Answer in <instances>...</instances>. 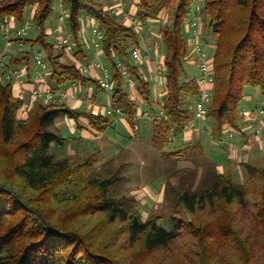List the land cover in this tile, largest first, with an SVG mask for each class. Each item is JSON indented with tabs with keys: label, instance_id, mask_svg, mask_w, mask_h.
I'll return each mask as SVG.
<instances>
[{
	"label": "trees",
	"instance_id": "obj_1",
	"mask_svg": "<svg viewBox=\"0 0 264 264\" xmlns=\"http://www.w3.org/2000/svg\"><path fill=\"white\" fill-rule=\"evenodd\" d=\"M54 1L0 0V33L7 17L15 18V31L31 23L26 34L10 42L41 43L56 93L88 81L109 93L74 60L86 56L78 38L82 17L95 19L102 37L94 47L103 50L107 65H102L114 84L111 108L122 113L109 114L111 108L105 114L80 112L44 97L46 103L27 110L25 100L13 93V81H0V264H264V165L245 163L248 179L241 182L234 172H219L213 161L207 186L195 190L190 182L178 188L167 223H162L159 215L145 219L136 197L122 190V163L103 159L111 168L101 171L98 162L105 156L100 145L86 147L81 136L67 137L54 128L61 115L76 121L86 116L100 133L107 132L115 115L126 116L135 127L139 105L128 91L134 82L152 109V145L164 150L195 118L197 100L190 105L186 97L199 96L200 85L185 68L190 56L186 31L192 37L188 25L200 15L204 52L206 45L214 52L211 133L220 142L235 138L243 132L247 89L259 88L264 96V0H203L200 12L199 0H126L135 1L134 25H127L107 0H59L60 16L69 11L64 22L75 43L69 53L56 48L58 40L51 42L46 33ZM152 21L159 24L164 44L167 84L157 103L160 110L154 107V83L134 56L142 45L137 28ZM33 26L35 39L29 38ZM24 53L11 63L31 62V53ZM183 153L167 156L179 160Z\"/></svg>",
	"mask_w": 264,
	"mask_h": 264
},
{
	"label": "crops",
	"instance_id": "obj_2",
	"mask_svg": "<svg viewBox=\"0 0 264 264\" xmlns=\"http://www.w3.org/2000/svg\"><path fill=\"white\" fill-rule=\"evenodd\" d=\"M109 4L107 2L108 7H116L121 6L122 13L119 15L121 18H123L124 22L127 25H134V19L135 14L137 12V8L135 7V1H123L120 2V0H108ZM129 12V13H128ZM33 17V13H32ZM7 25L9 26H16V20L14 17H7L6 18ZM87 20L86 17H82V23H81V29L78 34V38L80 43L82 44L81 50L85 51L86 56L79 55L74 57L76 61H79L78 65H83V63H92L93 61H100V58H104L103 50L102 49H95L94 47V41L92 40L93 37L88 35V27H87ZM158 23L156 22H149V24L144 25L149 30L147 35H141V37L144 41V44H142L138 50L141 51L142 55H147L149 59H137L136 62L140 65L141 70L144 72V75L151 79L154 83L153 85V95H154V103L157 105L159 103L160 97L165 92V87L167 84V79L163 74V56H164V50H163V40L162 44H158L155 40V36H161L160 32L158 31L157 27L159 25H156ZM152 26H154L152 28ZM60 30L70 32L68 29V23L62 22L60 20V24L55 28H47L46 33L49 38V40L52 42L50 37H54V41L58 40L59 44L57 43L56 48H60V39H61V33ZM139 33L143 29L142 27L137 28ZM73 36V35H72ZM190 43V56L188 58V63L197 70L198 75L197 76H190V78H198L199 77V58L200 55L194 51V47L192 44V37L189 39ZM94 49H92L93 47ZM211 49V48H210ZM213 52V49L211 50ZM23 53H17L12 49V45L9 43L8 45L4 42L1 44V50L0 54L2 55L0 60V81L3 77V74L7 70V68H14L17 65L14 63H11V59H15L18 57H22L25 55V51H21ZM206 55V53H205ZM67 56H70L67 54ZM207 56V55H206ZM83 57V58H82ZM208 57V56H207ZM213 57V55L211 56ZM66 58V57H64ZM63 58V59H64ZM19 65V64H18ZM86 65V64H85ZM20 69H23V76L21 77V80H15L13 81V93L17 97H21L25 100V107L32 108L36 103L38 102H45L43 101L44 98H36L34 95V91L37 89H51L53 88V85L51 83V69L48 67L47 69H43L40 66H38L35 63V60L31 59V62L23 61L20 62V66H17ZM98 73H102V70L98 71ZM91 77H96V74L94 72H91L89 74ZM64 90L69 94L68 98L64 103H66L68 106H70L73 109H77L80 112L85 113H94V114H105L109 108L114 107L112 103V94L106 93L102 91L97 83L93 81H88L86 83L84 82H77L71 85H68ZM128 91L131 99H133L138 105H139V114L137 123L139 124L138 130H136L131 122L128 120L126 116L123 115H115L116 120L113 121L112 126L117 127V129H121L123 133L128 135V137L124 136V139H121V137L124 135L121 133V130H117V135L112 137L111 135H108L107 132L100 133L94 130L90 126V121L86 116H80L78 120L76 121L73 118H70L68 116L61 115L57 118L55 122L54 128L56 131L62 133L64 136L67 135V137H82L83 143H96L95 140H98L100 142V147L103 150L104 160L110 159V158H116L118 161L119 159H122L125 161L130 160L135 157L136 155H141L146 152L148 146L153 147L154 150L158 152L156 147L152 145L151 139H152V126L150 121L148 120L147 115H153L151 112V108L147 107V104L143 97L138 92L135 83L128 85ZM99 94H103V97H100ZM253 92L250 91L249 93H246V101L243 106V111L245 109L246 115H244L243 119V132H238L235 135V138L226 141V142H220V144L223 146L224 149L216 151V158L213 159L215 161V164H217V167L220 168L219 172L224 171V164H225V158L223 157V152L225 150H230L231 154L229 155V158L231 159L234 157V154H238V152L241 151V158L244 159V162L247 163L249 161L251 162H257L258 160H261L263 154H264V130L260 133L257 131V127H259L260 119L262 117L257 114V108L260 106H263L264 102H258L256 104H251L254 100L253 98ZM187 101L190 102V105H193L195 103L192 96L188 95L186 97ZM46 103V102H45ZM155 106V105H154ZM257 109V110H256ZM242 111V112H243ZM142 119V122H146L148 124V135L146 137H143L140 131H142V122L140 121ZM209 120V119H208ZM205 121L202 120H196L195 118L190 122L189 126L187 127L186 131L177 137L172 138V146L171 150L167 152H175L184 150L186 148V145L191 143H199L201 141V144L203 145V152L202 154L208 158H212L213 156H210V154L204 149V144L206 142V137L204 136V130H205ZM78 125L82 128H78ZM211 125V126H210ZM209 125V133L210 137L215 140V137L212 135V122ZM230 129H226L225 133H227ZM129 137L133 138L130 139ZM120 143H123L122 145ZM144 144L145 147L142 146ZM139 145V147H138ZM123 147V148H122ZM144 148V152H141L139 149ZM167 152H164L163 150H159V153L166 155ZM171 159L169 156H166V158ZM149 170L151 172L150 175L156 176L157 174L163 173L165 171L164 168L160 167L158 164V160L160 159L157 156H153L150 154L149 158ZM174 159V158H172ZM177 160V159H174ZM180 160V159H179ZM165 182V181H164ZM157 184L156 186L150 188V187H143L140 189H135L132 187V195L136 197V199L139 201L140 204L143 205H154L159 200H162L164 196V189L163 183ZM158 200V201H157Z\"/></svg>",
	"mask_w": 264,
	"mask_h": 264
},
{
	"label": "rangeland",
	"instance_id": "obj_3",
	"mask_svg": "<svg viewBox=\"0 0 264 264\" xmlns=\"http://www.w3.org/2000/svg\"><path fill=\"white\" fill-rule=\"evenodd\" d=\"M108 1V0H107ZM106 1V2H107ZM109 3V2H108ZM30 10V9H29ZM28 10V12H29ZM62 13V8L60 7V1L59 0H55L54 1V10L52 11L49 19L47 20L46 23V29L47 28H51V29H55L59 24H60V15ZM129 13V12H128ZM165 19H168V13L165 14ZM87 20V27H88V35L92 36L93 34V26H92V20L86 18ZM154 21H152L153 23ZM189 22V21H188ZM187 22V23H188ZM159 25V24H156ZM154 26H152L153 28ZM140 28V27H139ZM187 28V27H186ZM158 29V27H157ZM149 30L147 27L143 26V29H141L140 31L142 32L140 34V38L143 37L141 36L143 35H147L149 34L148 31ZM186 35L188 37V39H190L191 35L190 33H188L186 31ZM38 36V31L36 30V28L33 26L30 30H29V38L31 39H35ZM93 37V36H92ZM156 38V42H158V44H162V37L161 36H155ZM50 39L52 41H54V37H50ZM94 42V38L92 39ZM143 39L141 38V42L142 44H144V41H142ZM10 44L12 45V49L17 52V53H23L22 51V47L19 44V41H13L10 42ZM93 47V46H92ZM24 49V48H23ZM94 49V47L92 48ZM163 50H164V44H163ZM191 50V48H190ZM212 49H210L209 46H205V53L208 57H211L214 52L211 51ZM25 51H29L31 53V59L35 60V58L39 55H42V58H47V54L46 51L43 49L42 45L40 42H36L34 45H32V43L26 42L25 43ZM100 61L103 65H107L106 60L102 57L100 58ZM79 63V61H77ZM186 71L190 76H197L198 72L196 69H194L189 63H187L185 65ZM1 72V71H0ZM250 91L253 92V102L251 103L256 104L258 102H264V96L260 93V89L257 88H249L247 89L246 93H249ZM100 97H103V94H99ZM193 97L194 100H196L198 98V95H190ZM264 106V104H263ZM156 110H160V107L158 105L154 106ZM152 111V109H151ZM209 119V117H208ZM206 120L204 122L205 124V130H204V136L207 138L206 142L204 144V149L210 154V156H213L212 158H208L206 156H204L202 154L203 152V145L201 144V141H199V143H191V145H189L185 150H183V156L180 158V160H174V159H168V157L166 158V155H161L164 153H159V150H157L158 152H156L154 150L153 152V147L148 146L145 147L144 144H142L143 147H145L146 152L141 154V155H136L135 157L133 156L132 159L127 160L124 162V160L119 159L118 164L122 163L121 166V172L123 175L122 178V190L123 191H129L132 195V187L135 189H140L143 187H154L157 184H161L162 182H164L162 185V189H164V196L162 198V200H157L158 202H156V204L154 205H143L139 203V208L143 214V217L145 219H147L150 215H159L161 218L162 223H167V219L169 218L171 212H172V204H173V196L176 192V190L178 188H181L185 183H192L191 185H193V189L195 190H201L203 188H205V186H207L208 180H209V175L211 173V171H213L214 169V164L215 161L213 159L216 158V151L222 150L224 149L223 146L220 144V141L214 140L210 137V133H209V125L211 124L212 120ZM114 120H116V117L114 116ZM142 122V119L140 120ZM211 126V125H210ZM117 130H121V129H117V127L115 126H110L109 129L107 130L108 135H111L112 137L116 136ZM142 131L141 134L143 135V137H146L148 135V124L146 122H142ZM121 133H123V131L121 130ZM67 136V135H66ZM126 136L128 137V135L124 134L121 139H124L123 137ZM130 139H133L131 137H129ZM95 144H90V143H86V147H91V146H99L100 142L98 140H95ZM121 145L123 143H120ZM200 145V146H199ZM171 146L172 143H168L166 145V147L164 148L163 151H169L171 150ZM139 147V145H138ZM155 147V146H154ZM198 147V148H197ZM123 148V147H122ZM139 149V148H138ZM144 148L139 149L141 152H144L145 150ZM150 154H152L153 156H157L160 159L157 161L158 164L160 165V167L164 168L165 171L164 174L160 173L157 174L156 176H152L150 175L151 172L149 170V156ZM231 154L229 148L228 150H225L223 152V157L225 158V164H224V171L223 172H234L236 174V178L238 181L241 182H246L248 179V172L244 166L245 162L244 159L241 158V151L238 152V154H234V157H232L231 159L229 158V155ZM77 156V155H74ZM104 158H102L101 160H99L98 162V167L99 169L102 171L103 169H107L109 170L111 168L110 164H107L106 161L103 160ZM214 161V164H213ZM257 162H259L260 164L264 165V154L261 158V160H258ZM216 169L218 171H220V168H218L216 166ZM134 196V195H133ZM226 251H229V249H226ZM222 255V254H221ZM172 262V261H171ZM172 264V263H171ZM175 264V263H174Z\"/></svg>",
	"mask_w": 264,
	"mask_h": 264
},
{
	"label": "built area",
	"instance_id": "obj_4",
	"mask_svg": "<svg viewBox=\"0 0 264 264\" xmlns=\"http://www.w3.org/2000/svg\"><path fill=\"white\" fill-rule=\"evenodd\" d=\"M125 0H120V2H123ZM202 2L203 0H199L197 2L196 10L198 12L202 9ZM61 6H63V2L61 1ZM116 14L121 15L122 10L121 6L112 7ZM69 16V11L64 9L63 15L60 16V20L63 22L64 19ZM88 19L92 20V26H93V33L95 35V42H97L98 39L102 37V33L99 29L98 24L95 23V19L91 17H87ZM31 26V23H28L25 27L20 28L18 31H15L16 26H6L4 30L0 33V50H1V44L2 41L10 42L12 38L17 36L18 34H26L28 28ZM188 29L192 31V44L194 47V51L197 52L200 55L199 58V85H200V94L198 96V99L196 103L192 106L194 109V116L196 119L205 120L208 118V107L213 97L214 92V84H215V78H214V64H213V57H207L204 52V48L201 44V32H202V18L201 16H197L194 18L188 25ZM61 33V41L60 45L64 48L66 52H71L75 48V43L73 42V36L71 33H68L66 31L60 30ZM22 48L25 47L24 44H21ZM0 54V58H1ZM134 56L137 59H149L147 55H142L141 51L136 49L134 51ZM37 65L40 66L43 69H47L48 65L43 60L42 55H39L36 57ZM1 64V60H0ZM80 70L83 74H90L91 72H94L99 80V83L101 86L105 89V91L112 93L114 90V84L109 80L110 79V71L108 68L102 65L99 61H93L90 63V65H80ZM102 70V73H98V71ZM23 69L17 68V67H10L8 68L5 73L3 74V77L1 78L2 82H8L10 80H21V77L23 76ZM124 74L126 71H123ZM34 95L36 98H45L46 102L55 101V102H65L68 98L69 94L64 90L60 91L59 93H56L55 91L51 89H37L34 91ZM24 109H27L24 107ZM115 112L122 113L120 109L118 108H111L109 109L108 113L113 114ZM260 115H263L264 117V106L260 107L258 110ZM244 115H246V112H244ZM147 117L150 120H153V115H147ZM136 128H138V124L135 125ZM264 127V120L260 121V126L257 127V131L261 130ZM231 131V130H230ZM228 131V133L230 132ZM232 133V131H231ZM230 137H233V134H230Z\"/></svg>",
	"mask_w": 264,
	"mask_h": 264
}]
</instances>
